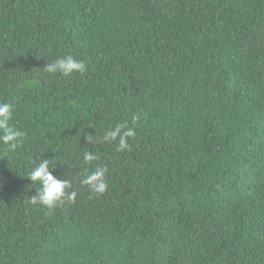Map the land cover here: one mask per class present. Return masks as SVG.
Listing matches in <instances>:
<instances>
[{"label":"trees","instance_id":"16d2710c","mask_svg":"<svg viewBox=\"0 0 264 264\" xmlns=\"http://www.w3.org/2000/svg\"><path fill=\"white\" fill-rule=\"evenodd\" d=\"M0 103V264H264V0H0ZM43 159L74 202L31 203Z\"/></svg>","mask_w":264,"mask_h":264},{"label":"clouds","instance_id":"9594fccd","mask_svg":"<svg viewBox=\"0 0 264 264\" xmlns=\"http://www.w3.org/2000/svg\"><path fill=\"white\" fill-rule=\"evenodd\" d=\"M86 64L82 60H76L73 56L67 55L56 59L54 62L46 65L43 71L50 74L60 73L68 77L73 73L83 74L86 71ZM13 117L12 105L9 103H0V143L7 145L9 151H14L23 140L25 133L17 130L10 125ZM134 119H136L134 117ZM122 129H125L122 131ZM136 135L132 128L126 125H116L113 130L106 131L103 136L104 142L117 141L118 151L129 148L127 139ZM87 140L90 138H86ZM97 159V156L91 152L84 153L85 163H90ZM106 168H97L95 171L85 175L80 181L81 184L88 186L90 191L97 194H103L108 189L105 180ZM28 179L34 183L39 182L40 188L35 192L31 199L32 204H39L51 210L58 204H63L65 200L69 203L74 202L76 192H67L70 187V181L53 176L49 168V160L43 159L38 166L34 167L28 175Z\"/></svg>","mask_w":264,"mask_h":264}]
</instances>
